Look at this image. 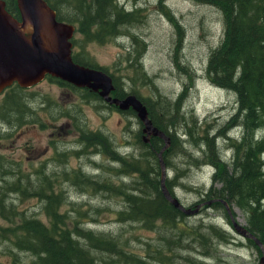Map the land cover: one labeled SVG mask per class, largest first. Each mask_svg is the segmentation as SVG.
Returning <instances> with one entry per match:
<instances>
[{"label": "rangeland", "instance_id": "374dc122", "mask_svg": "<svg viewBox=\"0 0 264 264\" xmlns=\"http://www.w3.org/2000/svg\"><path fill=\"white\" fill-rule=\"evenodd\" d=\"M115 3L134 16L101 40L86 39L77 31V22L64 20L75 27L70 38L77 42L72 43V52L83 62L106 66L114 83L127 91L125 95L148 96L151 103L146 106L155 112L174 113L172 121L178 123L180 138L163 157L165 182L185 206L200 201L204 205L184 214L178 226L160 220L144 226L134 218H121L129 211L126 193L139 192L133 186L152 192L155 180L161 183L160 166L158 172L146 174L149 179L141 178L154 159L144 145L149 140L143 139V124L136 112L109 107L103 97L89 90L86 94L74 83L75 87L61 84L50 75L27 87L11 83L0 91V264H36L37 255L18 246L11 229L23 217L48 222L45 198L36 194L49 188L58 193V210L68 225L73 220L116 235L132 254L170 247L177 251L172 257L175 264H260L262 253L235 231L219 199L223 197L215 191L223 181L214 175L216 164L225 162L231 168L232 142L244 132L236 92L216 84L206 72L210 52L224 36L221 10L208 0ZM61 9L73 13L72 6ZM13 14L22 19L19 9ZM77 59L73 60L80 63ZM162 116L171 120L169 115ZM236 118L238 125L228 127ZM259 120L249 131L254 139H264V116ZM92 131L97 133L94 137ZM204 132L213 138L217 157H210L205 143L197 138ZM99 133L108 137V144L99 142ZM112 150L116 156L111 157ZM134 159H140L144 168L123 164ZM103 181L113 184L111 191L101 187ZM226 201L235 219L248 226V213L234 199ZM211 224L218 234H211ZM185 225L191 228L179 232ZM91 253L95 264H139L107 250Z\"/></svg>", "mask_w": 264, "mask_h": 264}, {"label": "trees", "instance_id": "16d2710c", "mask_svg": "<svg viewBox=\"0 0 264 264\" xmlns=\"http://www.w3.org/2000/svg\"><path fill=\"white\" fill-rule=\"evenodd\" d=\"M5 1L8 11H18L16 0ZM46 1L55 9L58 19L77 22V31L83 34L86 39L92 37L101 40L108 34L116 33L114 31L122 22L130 20L134 16L133 11L124 10L123 7L115 3V0ZM200 1L204 2V0ZM208 1L222 12L224 36L221 42L210 52L206 72L208 77L216 84L228 87L236 92L238 99L237 116L242 112L243 119L240 123L244 126V132L239 141L237 138L232 142L234 151L229 162L231 168H228L225 162L222 166L216 164L214 175H219L223 178V181L221 187L215 189V191H217V195L226 200L234 199L248 213V226L246 227L261 241L264 250V160L261 158L264 151V139H254L252 133L249 132L260 123L259 119L264 116V0ZM67 6H72L73 13L69 14V12L61 9ZM76 40L73 37L72 43H76ZM71 55L73 59H77L75 53L72 52ZM77 61L88 66L102 68L105 71L106 66L96 63L89 64L79 59ZM52 76L50 75L51 78L58 80L61 84L75 87L66 80ZM81 89L87 91L86 94L89 93V90L92 94L98 95V98H102L97 92L86 86L81 87ZM126 93L127 91L122 85L118 87L115 84L112 94L122 97ZM137 94L136 96L145 105H150L151 102L148 96ZM180 96L182 97L181 94ZM106 103L109 105H105L109 107L118 108L115 104ZM146 107L153 124L169 136V143L162 152L164 157L169 151L175 149L179 142L180 137L177 134L176 127L178 123L172 121L174 119L173 112L161 110L155 112L151 106ZM128 110L132 111L130 108ZM162 114L171 116V120L164 119ZM234 121V123L230 121L228 127L238 125L239 120L236 118ZM170 127H172L171 134L169 133ZM94 134L97 133L94 131L90 133L92 137H94ZM99 134V142L108 144V137L103 133ZM197 138L205 143V150L210 157L212 155L217 157L216 146L212 137L209 138L208 134L204 132L203 135ZM163 144L164 139L158 135H150L149 142H144L149 158L153 157L154 161L148 164L144 173H141V178L149 179L146 174L158 172L160 164L157 154ZM115 154L117 152L112 150L110 155L113 157L116 156ZM223 160L221 159V161ZM123 164L130 169L135 167L144 168L140 159H134L131 162L125 161ZM155 183L154 188L151 189L152 192H147L145 187L138 189L137 186H133L132 188L139 190V192L137 194L133 192L126 193L125 199L129 211L123 212L124 215H121V218H134L144 226H150L156 220H160L166 225L171 223V225L176 224L178 226L181 217L185 213L166 199L160 181L155 180ZM12 184L14 186L17 184L20 187L19 182H12ZM101 184L104 190L111 191L114 187L112 183L106 181ZM167 187L172 193L170 183H167ZM209 192H211V187ZM36 195L45 198V211L48 222L37 217H23L17 227L11 229L17 238L16 244L37 255L36 264H95V257L91 253V250L94 249L107 250L139 264H175L172 261L173 255L177 252L175 249L168 247L167 251H163L164 248L157 247L155 251L152 253L147 251L145 255L132 254V252L126 251L122 247L116 235L104 231H94L79 225V223L78 225L75 224L73 220L71 226L68 225L63 218V214L58 210L61 202L57 197L58 193H55L51 188L45 193L39 189ZM1 200L3 199H0V205L3 204ZM215 226L211 224L210 227L213 231L211 234L219 233V229ZM188 228L191 227L185 225L178 231H184ZM9 229L6 228L5 230ZM17 230H19V233ZM246 238L253 247L262 253L260 246L256 244L254 239ZM179 243L180 245H186L182 241ZM193 261L195 260L193 259ZM192 263L196 264L195 262ZM197 264L205 263L201 261Z\"/></svg>", "mask_w": 264, "mask_h": 264}, {"label": "water", "instance_id": "95a60500", "mask_svg": "<svg viewBox=\"0 0 264 264\" xmlns=\"http://www.w3.org/2000/svg\"><path fill=\"white\" fill-rule=\"evenodd\" d=\"M16 2L18 9L20 10V14L23 9V4L28 6V20L23 18L19 20L18 18L12 16L11 13L5 9L4 1L0 0V45L8 22L14 24L16 27H19L18 22L22 23L23 26H26V23L31 22L35 27V30L31 32V39L34 38L36 40L35 47H33V49H27L28 52L20 53L19 62L16 64L15 69L0 82V91L15 79L19 82V84L28 86L38 82L45 76L46 73H49L68 82L79 86H86L89 89L96 91L106 102L117 105L119 109H133L143 124L142 131L145 133L142 136L145 141L149 140V136L151 134L158 135L164 139V144L159 149L157 154L161 167V188L163 195L183 213L193 214L197 212L202 203H197L194 206H185L177 196L170 192L165 183L166 170L162 152L169 143V136L162 129L153 124L148 115L147 107L142 100L137 97L135 93H129L124 97L111 94V91L115 88V86L112 77L106 71L102 68L84 65L73 60L71 55L72 41L70 37L72 36V32L75 27L73 23L58 19L56 17L55 10L46 0H16ZM19 33H22V31H19ZM43 35L45 36L46 41L48 40L47 42H49L50 39L51 44L56 42L58 49L55 51H52L49 48L47 49L46 44L43 41ZM21 45L22 42L18 40L17 45L15 46L19 47ZM43 48L49 50V57H47L46 64L40 66V63L42 62L41 51ZM56 52H58V54ZM44 66L45 69L42 68ZM23 74H27L25 76L28 77L24 79V77L20 78L18 76ZM219 199H221V201L225 204L235 231L243 237L253 238L257 245L260 246L262 249L260 264H264V250L261 241L256 238L245 225L235 219L227 201L223 198ZM210 201L211 199L208 200V202Z\"/></svg>", "mask_w": 264, "mask_h": 264}, {"label": "bare ground", "instance_id": "6f19581e", "mask_svg": "<svg viewBox=\"0 0 264 264\" xmlns=\"http://www.w3.org/2000/svg\"><path fill=\"white\" fill-rule=\"evenodd\" d=\"M22 1V0H21ZM27 8L25 4H23V9L21 10V16L23 19L28 20L27 15ZM19 27H16L14 24L8 22L5 27V32L3 33V38L1 39L0 45V82L7 77V75L15 69L16 64L19 62V55L21 52H28L27 49H33L35 47V39H31V32L35 30L34 25L30 23H26L23 26L22 23L18 22ZM22 31V33H19ZM25 36V37H24ZM20 40L22 45L17 47V41ZM43 41L46 44L47 49L49 48L52 51L58 49L56 46V42L51 44V39L49 42L46 41L45 36L43 35ZM46 41V42H45ZM54 45V46H53ZM55 47V48H54ZM45 48L42 49V59L40 66L46 64L47 57H49L48 51ZM58 54V52H56ZM39 66V64H38ZM39 66V67H40ZM46 66V65H45ZM45 66L42 67L45 69ZM27 74L18 75L20 78L24 77V79L28 76ZM113 80V79H112ZM129 109V108H127ZM127 109H120V110H127ZM229 214V213H228ZM230 215V214H229ZM231 218V217H230Z\"/></svg>", "mask_w": 264, "mask_h": 264}, {"label": "flooded vegetation", "instance_id": "af4514ba", "mask_svg": "<svg viewBox=\"0 0 264 264\" xmlns=\"http://www.w3.org/2000/svg\"><path fill=\"white\" fill-rule=\"evenodd\" d=\"M4 1V3H5V0H3ZM6 4V3H5ZM6 8V7H5ZM11 14H12V16H14V14L13 13H15L14 11H12V12H10ZM15 17V16H14ZM47 75V74H46ZM11 83H17V84H19V82L15 79V80H13ZM20 86H21V84H19ZM8 87H10L11 85H7ZM23 86V85H22ZM6 87V86H5ZM200 202H204V201H200ZM195 204H197V203H195ZM202 205H204V204H202ZM202 205H201V207H202ZM200 207V208H201Z\"/></svg>", "mask_w": 264, "mask_h": 264}]
</instances>
